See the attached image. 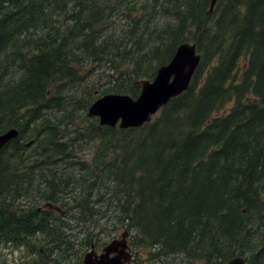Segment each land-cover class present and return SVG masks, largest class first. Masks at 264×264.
Listing matches in <instances>:
<instances>
[{
  "label": "trees",
  "instance_id": "1",
  "mask_svg": "<svg viewBox=\"0 0 264 264\" xmlns=\"http://www.w3.org/2000/svg\"><path fill=\"white\" fill-rule=\"evenodd\" d=\"M145 1L0 0V134L20 131L0 150V264L8 246L25 251L14 264H82L110 220L131 232V264H264V0L212 16L210 0ZM185 41L202 62L151 121L82 111L139 95Z\"/></svg>",
  "mask_w": 264,
  "mask_h": 264
},
{
  "label": "water",
  "instance_id": "2",
  "mask_svg": "<svg viewBox=\"0 0 264 264\" xmlns=\"http://www.w3.org/2000/svg\"><path fill=\"white\" fill-rule=\"evenodd\" d=\"M218 0H210L209 15H212ZM201 61V54L196 44L184 42L180 44L168 64L162 65L151 80H142V91L137 99L127 94H106L97 99L89 108V116H98L100 123L122 128L141 126L149 121L152 115L166 105L172 98L180 95L190 85L193 75ZM19 131L11 128L0 135V150L11 139L17 137ZM32 141L27 143L30 146ZM49 209L64 213L60 207L44 204ZM126 234L122 239H115L103 248L101 254L92 250L87 252L83 264H124L131 261ZM125 239V240H124ZM118 240V241H117ZM115 256L111 257V254ZM226 264H246L242 256L231 258Z\"/></svg>",
  "mask_w": 264,
  "mask_h": 264
},
{
  "label": "rangeland",
  "instance_id": "3",
  "mask_svg": "<svg viewBox=\"0 0 264 264\" xmlns=\"http://www.w3.org/2000/svg\"><path fill=\"white\" fill-rule=\"evenodd\" d=\"M150 3H152V1H145V0H138V3L136 4V9H138V13L137 14H141V13H145L148 9H149V5ZM136 14V13H135ZM114 18H116V16H114ZM121 23H118V26H120ZM243 62V61H241ZM240 77V75L238 76V78ZM51 89V88H50ZM234 103V102H232ZM87 108H83V110H85L87 112ZM81 110H79V114L82 112ZM30 142V141H29ZM27 143V142H26ZM25 143V144H26ZM85 159L88 162H91L93 159V151H89L86 152L85 154ZM67 218V217H66ZM107 226L109 227V229L105 230V236L103 237V239L99 240L98 236L92 238V242H94L95 244H99L102 245L106 240H110L117 232L113 231L111 228V226H114L116 229H118L120 232H122V224L120 221L118 220H110L107 223ZM91 230H95L97 233L99 231V226H97L96 228H93ZM90 231V230H89ZM89 249V247H86L85 245H83V247H81V251L84 249ZM5 254L7 256L8 259V264H14L15 261L19 262V258H24V253L25 251H12L11 250V246H8V248H5ZM139 253L142 254L143 256H145V252L141 251L139 249ZM181 261V258L179 256L177 257H165V256H161L160 259H158L157 261H153L154 264H177L178 262ZM22 262V261H21Z\"/></svg>",
  "mask_w": 264,
  "mask_h": 264
}]
</instances>
